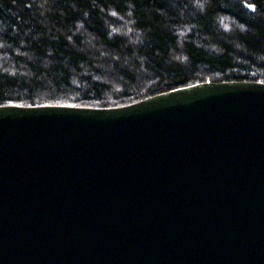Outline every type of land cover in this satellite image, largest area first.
Masks as SVG:
<instances>
[{
  "label": "water",
  "instance_id": "95a60500",
  "mask_svg": "<svg viewBox=\"0 0 264 264\" xmlns=\"http://www.w3.org/2000/svg\"><path fill=\"white\" fill-rule=\"evenodd\" d=\"M0 264H264V83L1 106Z\"/></svg>",
  "mask_w": 264,
  "mask_h": 264
},
{
  "label": "trees",
  "instance_id": "16d2710c",
  "mask_svg": "<svg viewBox=\"0 0 264 264\" xmlns=\"http://www.w3.org/2000/svg\"><path fill=\"white\" fill-rule=\"evenodd\" d=\"M264 83V0H0V107L120 108Z\"/></svg>",
  "mask_w": 264,
  "mask_h": 264
}]
</instances>
